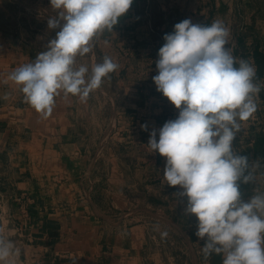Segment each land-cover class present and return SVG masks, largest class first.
Here are the masks:
<instances>
[{
  "label": "crops",
  "instance_id": "1",
  "mask_svg": "<svg viewBox=\"0 0 264 264\" xmlns=\"http://www.w3.org/2000/svg\"><path fill=\"white\" fill-rule=\"evenodd\" d=\"M167 2L133 0L112 31L93 39L99 52L77 57L89 71L105 56L119 68L85 100L61 93L47 118L1 73L0 232L15 235L33 264H215L216 254L203 255L197 218L184 213L178 186L163 178L166 157L147 143L179 114L152 79L164 35L184 19L219 18ZM229 8L227 46L264 85V22L247 3ZM256 102L233 141L235 152L259 162L254 181L240 188L245 200L264 192V87Z\"/></svg>",
  "mask_w": 264,
  "mask_h": 264
},
{
  "label": "clouds",
  "instance_id": "2",
  "mask_svg": "<svg viewBox=\"0 0 264 264\" xmlns=\"http://www.w3.org/2000/svg\"><path fill=\"white\" fill-rule=\"evenodd\" d=\"M133 0H50L59 10L48 18L59 29L46 50L22 64L8 79L20 86L24 100L37 113L52 115L56 97L81 100L100 88L119 65L105 56L91 67L77 57L92 51V41L112 31ZM230 30L214 20L210 25L184 19L165 34L158 51V74L152 79L176 109L178 117L150 133L148 145L166 157L163 178L186 203L185 214L197 218L195 235L204 240L205 259L223 257L222 264H264V192L243 199L241 184L254 181L258 161L250 162L233 149L241 122L257 110L261 85L256 69L233 55ZM147 130V125H142ZM163 235H166L164 233ZM14 241L0 232V264L14 255Z\"/></svg>",
  "mask_w": 264,
  "mask_h": 264
},
{
  "label": "rangeland",
  "instance_id": "3",
  "mask_svg": "<svg viewBox=\"0 0 264 264\" xmlns=\"http://www.w3.org/2000/svg\"><path fill=\"white\" fill-rule=\"evenodd\" d=\"M238 2L247 3L251 9L258 10L259 17L264 22V0H235V3ZM167 3L184 7L185 12H193L194 8L197 10L201 6L203 17L215 16L225 22V11L230 10L232 0H168ZM58 11L51 6L50 0H0V80L3 79L1 73L9 75L16 67L29 63L22 62L21 58H35L39 52L46 50L47 43L56 37L59 30H50L47 21L48 18L55 17ZM91 43L90 53H98V46L94 45L93 41ZM82 64L91 65L87 61ZM8 85L15 89L20 87L12 81H9ZM158 228H161V225ZM3 234L13 240L15 246L14 255L9 258L8 264H33L29 253L17 243L15 235L7 232Z\"/></svg>",
  "mask_w": 264,
  "mask_h": 264
},
{
  "label": "trees",
  "instance_id": "4",
  "mask_svg": "<svg viewBox=\"0 0 264 264\" xmlns=\"http://www.w3.org/2000/svg\"><path fill=\"white\" fill-rule=\"evenodd\" d=\"M205 25H210V24H209V22H207V23H205ZM245 186H246L245 184H242L241 187H242L243 189H245V188H246ZM220 258H221V257H220L219 255H216V256L214 257V263H215V264H220V261H221Z\"/></svg>",
  "mask_w": 264,
  "mask_h": 264
}]
</instances>
